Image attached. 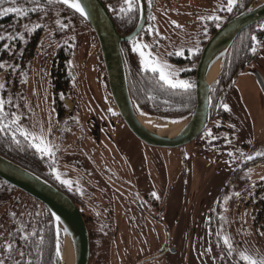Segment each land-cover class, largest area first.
<instances>
[{
	"label": "flooded vegetation",
	"instance_id": "flooded-vegetation-1",
	"mask_svg": "<svg viewBox=\"0 0 264 264\" xmlns=\"http://www.w3.org/2000/svg\"><path fill=\"white\" fill-rule=\"evenodd\" d=\"M106 2V4L102 2L105 7L107 5L111 7L110 0ZM142 2L145 11L144 22L135 37L121 43L123 61L132 63L133 68L136 67L137 70L153 72L150 68L143 66L140 52L134 51L133 47L147 45L143 51L147 56L150 50L153 57L154 45L158 43L165 56V60H159V62L170 66L166 71L174 73L178 70L173 78L188 81L187 73L192 69L195 57L205 44L204 41L211 36V29L244 7L248 0H237L231 12L227 11L228 0L211 2L208 6H202L194 0H142ZM116 8H120L121 11H131L132 14L135 13V16L137 14L136 24L129 32L131 34L139 24L141 2L132 0V6L129 9L128 3L123 0L122 4H116L114 9ZM200 24H202L201 28ZM260 27L261 37L254 41L253 46H249L234 66L231 65L224 71L219 82L211 86L209 122L197 139L185 145H192L191 151H198L199 156L207 161H210V158L217 161L225 159L232 168L227 185L237 181V185H232L235 189L245 183L248 185V177L242 174L249 165L264 162V155L244 160L234 155L237 146L230 143L231 135L227 133L225 141L219 135L220 129L228 130V127L222 125L227 117L223 110V103L229 94L237 91L234 84L240 74L247 73L254 76L256 81L259 76L264 80V73L258 64L264 47V22ZM24 37L28 42L30 38L36 39L34 49L30 50V44L24 43ZM57 37L64 40L70 36L58 34ZM55 40L54 29L42 28L41 33H20L15 42H0L2 46L0 48V101H3V112L0 113V155L19 163L20 166L45 179L73 201L83 217L89 234L88 264H151V261H158L161 255L173 253L175 250L167 246L157 254H150L135 263H128L120 257L116 244L122 221L128 222L129 218L134 219L135 211L140 216L159 221L161 205L155 201L150 192H136L129 183L130 180L133 183L139 182L132 168V157L136 156L131 150L133 145L141 149V152L137 153L139 167L145 169L146 160L144 159L147 154L144 153L155 147L141 143L131 134L119 116L108 91L95 34L88 32L77 34L64 43L65 48L69 47V54L63 50L57 53L54 49ZM197 40L201 48L191 52L189 44ZM5 45L8 47L6 48ZM60 45L61 43H58V47ZM83 46L85 48L81 51ZM253 47L256 49L255 52L252 51ZM77 51L78 53H75ZM91 55L96 58L94 72L103 85L99 94L88 92L89 98L85 97L87 104L82 106L78 92V78L81 67L88 63L87 56ZM75 56L84 57L85 60L82 59L80 63H76ZM38 57L45 61L46 72L43 73L42 82L38 81L37 74L32 73L33 62H37ZM155 73L159 81L163 82L159 78V72ZM27 81L30 82L28 86L31 85V88L41 89L45 96L44 100L47 99L46 110L49 113L46 116L39 117L35 114L32 96H29V91L25 87ZM258 86L263 87L260 82ZM261 90L263 92L262 88ZM100 92L104 99L102 95L99 97ZM137 113L157 118L143 109H139ZM32 119L36 121V124L32 122ZM232 130L229 128L227 132ZM23 132L31 133L36 139L26 137L22 134ZM41 140L51 147V155L39 151L34 146L41 143ZM185 146L176 149L182 150ZM116 149L122 158L118 157ZM263 187L264 179L250 185L247 189V204L252 207L256 216L263 215V207L257 202V196L259 191L262 194ZM219 196L220 193L215 195L214 202ZM35 202L40 203L0 179V260L4 264H17L18 260L23 259L24 256L27 257L29 239L33 237V232L30 228L19 227L23 226L22 210ZM213 218V215L207 214L208 230L205 228L207 252L211 259L216 264H241L234 260L225 249L218 228L212 225ZM9 244L12 245L11 249L7 247Z\"/></svg>",
	"mask_w": 264,
	"mask_h": 264
},
{
	"label": "rangeland",
	"instance_id": "rangeland-1",
	"mask_svg": "<svg viewBox=\"0 0 264 264\" xmlns=\"http://www.w3.org/2000/svg\"><path fill=\"white\" fill-rule=\"evenodd\" d=\"M194 1L202 6H208L211 2L218 0ZM189 45L191 52L201 48L199 40L192 41ZM154 47L153 57L158 61L165 60L164 52L160 50L159 44L156 43ZM84 48L85 46L81 47V51ZM87 57L88 63L81 67L78 78V92L82 106L87 104L85 99V97L89 98L87 93L92 91L99 94L103 85L94 72L96 58L92 55ZM75 58L76 63H80L82 59L85 60L84 57L75 56ZM258 60L259 67L264 73V47ZM33 63L32 73L37 74L38 81L42 82L43 73L46 72L45 61L38 57L37 62ZM177 71H174L175 75ZM29 83L27 81L25 87L29 91V96H32L35 114L39 117L46 116L49 113L46 110L47 99L44 100L45 96L41 89H33L31 85L28 86ZM234 87L237 91L229 94L223 103V110L227 117L222 124L228 127L227 131L229 128L233 130L227 132L220 129L219 135L224 138V141L227 133L231 135L230 143L237 146L234 155H237L238 159L255 158L259 156L257 153H264V94L254 76L247 73L237 77ZM101 95L100 92L99 97ZM102 98L104 99L103 95ZM144 115L155 124L165 123L162 119L150 117L147 114L139 116ZM32 122L36 124L34 119ZM167 122L169 121L165 124H168ZM153 128L158 129V127ZM190 146L192 147V145L185 146L182 150L152 148L149 152L145 151L146 169L139 167L137 153H140L141 149L134 145L131 148L136 155L132 157V168L139 182L133 183L130 180L129 183L136 192L155 194L153 197L161 205V209L158 215L159 221L140 216L137 211H135L134 219L129 218L128 222L122 221V228L116 237L120 257L123 261L125 259V262L135 263L169 246L175 252L163 254L158 261H151V264L153 262L155 264H216L207 252L205 234V228L208 230L207 214H211L214 216L212 225L218 228L224 247L234 260L241 264H248V261L242 259V254L257 260L264 258V225L262 221L256 220L257 216L253 213L252 207L247 204L248 187L264 179V162H257L246 167L242 176L248 177L249 186L245 183L235 189L232 185H237V181L227 185L232 168L225 159L217 161L209 157L211 160L207 161L199 156L198 151H191ZM117 152L116 149V154L122 158ZM218 193L220 196L214 202L215 195ZM211 208L214 209L211 210ZM225 238L229 243L224 242ZM62 245V241L57 244L60 253L63 250Z\"/></svg>",
	"mask_w": 264,
	"mask_h": 264
},
{
	"label": "water",
	"instance_id": "water-1",
	"mask_svg": "<svg viewBox=\"0 0 264 264\" xmlns=\"http://www.w3.org/2000/svg\"><path fill=\"white\" fill-rule=\"evenodd\" d=\"M4 0H0V3ZM77 13L92 28L99 46L106 75L107 87L119 116L127 129L144 145L176 149L193 142L203 132L210 118V88L218 80L224 60L231 46L244 30L264 21V0H253L244 10L223 23L205 42L195 66L194 96L192 113L181 120H164L168 124L183 123L173 135L161 132L160 128L145 129L130 98L121 43L130 41L141 30L145 11L142 0L141 17L137 28L129 35H120L111 15L101 0H79L84 14L61 0H57ZM264 93V80L257 77ZM0 179L42 203L50 212L56 225L57 238H62L69 264H88L89 234L73 201L51 183L0 155Z\"/></svg>",
	"mask_w": 264,
	"mask_h": 264
},
{
	"label": "trees",
	"instance_id": "trees-1",
	"mask_svg": "<svg viewBox=\"0 0 264 264\" xmlns=\"http://www.w3.org/2000/svg\"><path fill=\"white\" fill-rule=\"evenodd\" d=\"M252 1L248 0L244 7L231 14L222 23L216 24L211 29L210 35L223 23L244 10ZM102 2L106 4L108 1L102 0ZM110 3L112 4L111 7L107 5L106 8L117 32L122 36L129 34L136 24L137 14L135 16V13L132 14L131 11H121L120 8L114 9L116 4H122L123 0H110ZM7 8H18L21 11L4 12L3 10ZM0 13H2L0 14V37H3L0 42L2 43L15 42L20 33H41L42 28H52L56 36L55 51L59 53L63 50L69 54V47L65 48L64 43H67L77 34L87 32L94 34L92 28L83 18L57 0H4L0 3ZM263 22L240 33L227 53L221 74L215 83L219 82L229 66L236 64L249 46H253L255 40L252 37L255 36L256 39L261 37L260 26ZM58 34L69 35L70 37L61 40L57 37ZM23 41L30 44V50L35 48L36 39L30 38L28 42L27 38L24 37ZM58 43H61L60 47H58ZM0 48H2L1 45ZM200 52L195 57L192 69L187 73L188 82L192 85L187 89L166 86L159 81L157 73L137 70L136 67L133 68L132 63H125L124 60L129 94L137 112L139 109H143L157 116V118L175 121L188 117L195 106L194 73ZM16 164L20 165L19 163ZM257 202L263 207V215L257 216L256 220L262 221L264 225V187L262 194L259 191ZM22 212L23 226L19 228H30L33 237L29 239L27 257L24 256L23 259L18 260L17 264H61L59 255H57V244L62 241V238L61 234H59V239L57 238L56 225L48 209L35 202L24 207Z\"/></svg>",
	"mask_w": 264,
	"mask_h": 264
},
{
	"label": "snow or ice",
	"instance_id": "snow-or-ice-1",
	"mask_svg": "<svg viewBox=\"0 0 264 264\" xmlns=\"http://www.w3.org/2000/svg\"><path fill=\"white\" fill-rule=\"evenodd\" d=\"M62 3L70 5L72 8L76 9L79 11L81 14H84V9L81 7V4L79 0H61ZM237 0H228V5H227V11L231 12L233 10V6L236 4ZM126 3L129 5V9H131L132 6V0H126ZM4 12H20L21 10L18 8H7L3 10ZM2 14V13H0ZM0 39H3V37H0ZM253 40H256V37H252ZM7 48L8 45H5ZM144 48H147V45H140L139 48H137L135 45L133 47L134 51H139L140 55L142 57L141 63L145 68H150L153 72H159V78L162 80L165 84L169 85L172 88H177V87H182V88H190L192 85L185 80H175L173 79L175 73L166 71L170 66L167 64H161L156 58L152 57V54L149 52L147 53V56L145 55V52L143 51ZM252 51L255 52L256 49L255 47L252 48ZM225 108H227V105H225ZM3 112V101H0V113ZM23 135L26 137H31L33 140L36 138L32 136L31 133L28 132H23ZM35 147L39 151L47 152L48 154H52V149L49 145L44 144L43 141L41 140V143L34 144ZM258 155H264V153H257ZM251 159V157H249ZM64 183H68V181H64ZM155 195V194H153ZM225 243H229L228 239L225 238ZM9 249L12 248V245L9 244L7 246ZM60 254V249L57 248V255ZM23 255V253H21ZM242 259L245 261H248V264H264V258H261L259 260L253 259L250 256L242 254ZM0 264H4L2 260H0Z\"/></svg>",
	"mask_w": 264,
	"mask_h": 264
},
{
	"label": "bare ground",
	"instance_id": "bare-ground-1",
	"mask_svg": "<svg viewBox=\"0 0 264 264\" xmlns=\"http://www.w3.org/2000/svg\"><path fill=\"white\" fill-rule=\"evenodd\" d=\"M139 121L141 123H143V127L145 129H152V127H158V128H160V130H162L161 132L168 133L169 135L175 134L183 126V123H180V124H176V123H173V124H165L166 122L165 123L163 122L164 124H161V123L155 124L149 118H147L145 115L144 116H139ZM62 258H63V263L64 264H69V262L67 263L68 256L66 257V251H64L62 253Z\"/></svg>",
	"mask_w": 264,
	"mask_h": 264
}]
</instances>
